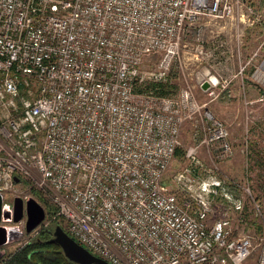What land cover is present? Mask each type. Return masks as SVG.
<instances>
[{
  "label": "built area",
  "instance_id": "1",
  "mask_svg": "<svg viewBox=\"0 0 264 264\" xmlns=\"http://www.w3.org/2000/svg\"><path fill=\"white\" fill-rule=\"evenodd\" d=\"M239 3L0 0L1 198L15 176L31 182L67 234L109 264H245L252 236L235 235L227 216L208 224L217 199L244 206L200 157L202 147L217 159L233 155L228 127L203 110L190 85L169 95L137 91L169 80L188 26L228 17ZM155 52L157 68L143 72ZM206 54L200 46L195 57ZM198 74L207 89L219 83ZM203 115V134L172 178L180 201L165 175L183 125ZM19 223L25 227V215ZM47 227L43 221L34 237Z\"/></svg>",
  "mask_w": 264,
  "mask_h": 264
},
{
  "label": "rangeland",
  "instance_id": "2",
  "mask_svg": "<svg viewBox=\"0 0 264 264\" xmlns=\"http://www.w3.org/2000/svg\"><path fill=\"white\" fill-rule=\"evenodd\" d=\"M220 42L224 46L218 47ZM200 46L207 54L196 59L195 53ZM215 51L220 54L221 63L212 56ZM230 55L232 57L226 59ZM161 58L160 52L146 56L142 71L155 70ZM197 73L200 78H217L218 85L212 89L201 86ZM168 81L178 91L188 85L193 87L203 110L210 111L229 129L228 139L234 152L231 157L217 159L214 149L206 147L201 148L200 157L206 173L212 172L221 178L230 193L243 200L244 206L238 211L232 204L217 199L208 216V224L212 225L220 217L232 218L235 235L252 236L254 251L245 264H257L264 249V0H240L232 15L225 18L202 16L188 26L181 40V55L175 60ZM212 90L215 93L211 95ZM205 124L206 116L203 115L183 125L179 147L184 152L188 146L199 142V135L195 134L199 132L201 136ZM186 163L184 156L175 155L164 179L180 201L184 195L173 185L172 178ZM15 196L23 200L25 196L32 197L43 206L44 221L52 232L56 219L63 220L51 214L48 198L31 182L16 183L3 194L1 201L4 205L11 204ZM9 226L16 236L0 248L2 257L35 238L32 232L27 234L19 222Z\"/></svg>",
  "mask_w": 264,
  "mask_h": 264
},
{
  "label": "water",
  "instance_id": "3",
  "mask_svg": "<svg viewBox=\"0 0 264 264\" xmlns=\"http://www.w3.org/2000/svg\"><path fill=\"white\" fill-rule=\"evenodd\" d=\"M14 181L19 182L18 177ZM1 199V196H0ZM12 209L9 205L0 206V221L7 223H18L25 215V231L32 232L45 220V210L34 198L27 197L25 200L15 196L12 201ZM7 242V227L0 225V247ZM50 242L56 243L63 255L76 264H109L89 252L85 247L74 240L59 225H56L52 232ZM2 253L0 251V258Z\"/></svg>",
  "mask_w": 264,
  "mask_h": 264
},
{
  "label": "trees",
  "instance_id": "4",
  "mask_svg": "<svg viewBox=\"0 0 264 264\" xmlns=\"http://www.w3.org/2000/svg\"><path fill=\"white\" fill-rule=\"evenodd\" d=\"M153 90L158 95H169L177 90L174 86L165 82L148 83L137 87V91ZM176 155L185 156V152L178 147ZM42 198V197H41ZM44 200V198H42ZM49 208L55 213L56 208L52 205ZM64 219H56V225H59L66 232ZM52 237V229L45 228L40 230L38 236L26 242L14 251L4 255L0 259V264H76L69 261L62 253L60 247L53 242H50Z\"/></svg>",
  "mask_w": 264,
  "mask_h": 264
},
{
  "label": "flooded vegetation",
  "instance_id": "5",
  "mask_svg": "<svg viewBox=\"0 0 264 264\" xmlns=\"http://www.w3.org/2000/svg\"><path fill=\"white\" fill-rule=\"evenodd\" d=\"M0 206L2 207L3 206V203H2V201H1V199H0ZM0 225H4V226H6L7 227V242L9 241V239L10 238H12V237H15L16 236V232L15 231H12L13 229H10V226H9V224L8 223H5V222H2V221H0ZM10 229V230H9ZM6 242V243H7ZM5 243V244H6ZM4 244V245H5ZM3 245V246H4ZM2 247V246H1ZM0 247V248H1ZM1 259V258H0Z\"/></svg>",
  "mask_w": 264,
  "mask_h": 264
},
{
  "label": "crops",
  "instance_id": "6",
  "mask_svg": "<svg viewBox=\"0 0 264 264\" xmlns=\"http://www.w3.org/2000/svg\"><path fill=\"white\" fill-rule=\"evenodd\" d=\"M2 199V198H1ZM4 205V204H3ZM5 223H7V222H5ZM12 222H10V223H8V224H11Z\"/></svg>",
  "mask_w": 264,
  "mask_h": 264
}]
</instances>
